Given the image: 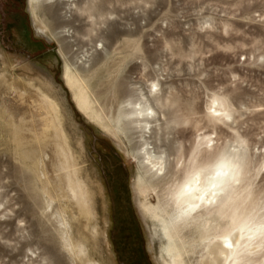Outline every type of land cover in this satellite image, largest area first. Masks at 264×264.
<instances>
[{
	"label": "rangeland",
	"instance_id": "obj_1",
	"mask_svg": "<svg viewBox=\"0 0 264 264\" xmlns=\"http://www.w3.org/2000/svg\"><path fill=\"white\" fill-rule=\"evenodd\" d=\"M66 68L86 84L102 123L80 111ZM152 80L176 108L193 110L189 127L162 132L172 152L174 141L188 151L203 132L218 150L245 141L250 178L237 211L249 216L264 194V0H0V264H172L166 215L154 211L169 197L161 187L140 192L149 174L120 117L130 88ZM38 91L58 107L47 104L46 130L29 112ZM213 96L234 121L210 119ZM184 231L194 247L184 260L196 264V229ZM67 233L87 257L70 251Z\"/></svg>",
	"mask_w": 264,
	"mask_h": 264
},
{
	"label": "bare ground",
	"instance_id": "obj_2",
	"mask_svg": "<svg viewBox=\"0 0 264 264\" xmlns=\"http://www.w3.org/2000/svg\"><path fill=\"white\" fill-rule=\"evenodd\" d=\"M91 1L93 2V0ZM32 10L33 9H31V11ZM85 10L88 17L93 18L91 10L89 8L84 9V11ZM67 68L64 71L65 80L73 91L74 99L80 108V111L91 115L98 123H102L103 117L93 106L86 84L76 75L72 74ZM38 93L39 94L36 96L33 95L31 98L32 108L29 109V112L35 118L34 121L37 122L39 129L46 130L48 127L52 126V120L49 115L51 112L47 111V104H49L51 111H55L58 107L56 108V104L53 105V101H51L52 99L43 96L41 91H38ZM38 95H42L44 99H41ZM213 97L212 104L208 108L210 119H220L223 117L227 119V117H231V121H234L235 116L229 104H227V102L220 96ZM176 101H171L170 97L165 95L162 84L159 81L152 80L149 81L146 88L142 85L130 88L129 96L127 100L124 101L126 109L122 111L120 117L123 116V119H127L125 126L127 130L136 134L137 143L139 145V159L144 165L143 172L145 174H149L148 179H145L144 175L141 179H139L140 192L144 193L148 188L154 189L155 187H161V192H163L164 196L169 197V199L162 203L159 207H156L154 211L163 212L166 215V218L163 219V229L169 241L168 251L171 253L173 259L172 264H186L184 256L188 255L189 252L194 253V247H191L190 249L189 247L191 245L186 240L188 232L185 233L184 231L190 226H194L198 235L197 245L199 247V251L197 252L198 257L195 263L217 264L216 258L220 252L228 254V249L224 243H232L233 247H235V241L239 240L238 234L234 238L229 236L231 227L238 226L250 216H255L256 222H259L260 217L257 215L259 212L258 207H255L256 212L252 211L249 216L245 215L244 218L240 217V213L237 211V201L240 192L239 190L242 187L239 185L235 186L229 192L224 201L218 202V205L211 210V213L209 211H203L191 216H182L181 211L190 203H201L198 197L205 194L204 189L209 187L207 184V176L201 170L208 169L207 175L211 176L214 174L218 165H224L225 169L230 167L235 162L233 157L238 154L237 152H234L233 149H238L242 152L243 149L241 148L239 141L244 140L241 138H233L231 141L226 142L225 145L220 147L218 150V147L215 145L216 139L212 138L209 133L206 134V132H203L200 135L192 137L191 142L189 141L188 151H186L185 141H174L173 146L171 147V149H173L172 152V150L168 148V143L163 142L165 140L162 137V132L166 133V130L170 131L176 129L178 126L189 127L192 123L191 115L193 114V110L191 108L187 112H182L181 109L176 108ZM174 107L176 108L174 115L167 116L170 110ZM213 111L220 113V115H213ZM159 115H162L166 120L169 119V121L164 125L157 123L160 120ZM117 121H119V117ZM106 124L108 123L106 122ZM106 124L105 126L108 127L109 124ZM33 128L34 127L31 129L33 130ZM109 128L111 127L109 126ZM109 128L107 129L110 130ZM36 133L33 134L34 137ZM37 136L38 134L36 137ZM209 145H211V147H209ZM216 150H218L217 153H214ZM171 156H173L172 160H170ZM247 165H249V162H246L244 167V179L250 178V176L248 177L250 169L246 168ZM178 173H181V176H178ZM152 179L154 181H151ZM188 182H190L191 188L196 191H193L190 196L178 200L177 196L180 190L184 187L185 183ZM87 193L88 191L85 195ZM207 196L211 198L210 191L207 192ZM84 197L86 199L88 196L86 195ZM205 207H208L206 201ZM216 216L219 219L229 217L232 222L229 226L225 227L226 224H224V227H221L219 223L215 222L214 224L213 222L216 220ZM234 217L236 219V225H233ZM63 226L67 227V224L65 223ZM66 236V243L67 246L71 248L70 251L79 257L85 255L86 251L83 243H81L82 245L79 243L74 244L68 233ZM213 240L216 243V247L214 250H210L212 249L211 242H213ZM187 244H189V247H186ZM254 261L257 262L256 259ZM220 264H223V262L221 261Z\"/></svg>",
	"mask_w": 264,
	"mask_h": 264
},
{
	"label": "snow or ice",
	"instance_id": "obj_3",
	"mask_svg": "<svg viewBox=\"0 0 264 264\" xmlns=\"http://www.w3.org/2000/svg\"><path fill=\"white\" fill-rule=\"evenodd\" d=\"M213 115H220L213 111ZM231 120V117H227ZM243 151L233 149L238 154L233 157L234 163L225 169L224 165H218L214 171V174L208 176V169H202L201 171L207 176L208 188L204 189V193L198 197L201 203H190L187 207L181 211L182 216H191L203 211H209L218 205V202L224 201L229 192L235 187L243 183L244 179V167L247 162L249 153L247 151V145L244 141H239ZM211 147V145H209ZM264 175V172H262ZM193 191L190 182L185 183L184 187L180 190L177 199H184L190 196ZM211 192V198L207 196V192ZM205 201L207 206L205 207ZM260 219L256 222L255 216H250L247 220L240 223L238 226L231 227L229 236L235 237L239 235V240L235 241V247L232 243H227L226 248L228 254L220 252L217 256V264L222 261L223 264H253L252 257L264 256V194L261 195L258 205ZM256 212V209H253ZM233 225H236V219L233 218ZM212 243V249L216 247L215 241Z\"/></svg>",
	"mask_w": 264,
	"mask_h": 264
}]
</instances>
